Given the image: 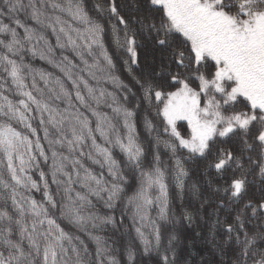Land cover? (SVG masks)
<instances>
[{
  "label": "snow or ice",
  "instance_id": "snow-or-ice-1",
  "mask_svg": "<svg viewBox=\"0 0 264 264\" xmlns=\"http://www.w3.org/2000/svg\"><path fill=\"white\" fill-rule=\"evenodd\" d=\"M201 221L264 264V0H0V264H178Z\"/></svg>",
  "mask_w": 264,
  "mask_h": 264
},
{
  "label": "trees",
  "instance_id": "trees-1",
  "mask_svg": "<svg viewBox=\"0 0 264 264\" xmlns=\"http://www.w3.org/2000/svg\"><path fill=\"white\" fill-rule=\"evenodd\" d=\"M210 179H212L210 176L193 172L192 179L189 181V189L197 181L201 186L206 187V182ZM186 203H190L193 208L198 206L191 190L188 193ZM175 231L179 238L176 245L178 264H222V261L230 258L229 256L222 257L219 251L204 239L207 235V228L202 221L198 224L194 223L191 228L178 224ZM197 233H200V235H197ZM143 264H152V261L146 259Z\"/></svg>",
  "mask_w": 264,
  "mask_h": 264
}]
</instances>
